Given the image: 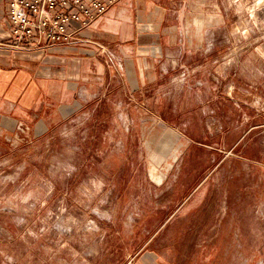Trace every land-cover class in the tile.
Instances as JSON below:
<instances>
[{
	"label": "rangeland",
	"instance_id": "374dc122",
	"mask_svg": "<svg viewBox=\"0 0 264 264\" xmlns=\"http://www.w3.org/2000/svg\"><path fill=\"white\" fill-rule=\"evenodd\" d=\"M176 5L167 24L178 30L166 37L154 81L137 82L126 65L117 72L116 59L100 83L82 82L46 115L21 127L6 122L0 264H127L128 256L165 244L149 243L160 228L156 213L174 207L178 190L212 155L184 141L238 154L250 124L264 125V0ZM191 38L193 47H170ZM256 106L257 115L248 109ZM257 131L247 136L248 155H264V127ZM166 138L172 148L160 153ZM152 169L167 178L158 183ZM178 171L185 177L174 178Z\"/></svg>",
	"mask_w": 264,
	"mask_h": 264
},
{
	"label": "crops",
	"instance_id": "0c3cea01",
	"mask_svg": "<svg viewBox=\"0 0 264 264\" xmlns=\"http://www.w3.org/2000/svg\"><path fill=\"white\" fill-rule=\"evenodd\" d=\"M193 1L198 0H116L98 23L79 33L73 46L20 51L11 46L8 2L0 0V132L6 122L21 127L31 117L46 115L54 103L67 102L82 82L100 83L105 64L114 68L116 59L117 72L126 65L127 76L134 74L137 82L154 81L166 37L178 30L168 27V18L177 13L176 3ZM193 44V38L185 43L173 39L170 47L182 50ZM248 109L260 114L257 106ZM263 127L261 121L250 124L235 145L238 154H218L214 143L184 141L185 146L212 150L209 167L193 172L190 186L178 188L174 207L156 213L160 228L149 243L165 244L128 256L127 264H264V155L245 152L248 134ZM171 148L168 138L158 145L164 154ZM151 174L160 184L167 178L155 169ZM180 177L183 172H176L174 178ZM248 243H255L254 248Z\"/></svg>",
	"mask_w": 264,
	"mask_h": 264
},
{
	"label": "built area",
	"instance_id": "2783aa9c",
	"mask_svg": "<svg viewBox=\"0 0 264 264\" xmlns=\"http://www.w3.org/2000/svg\"><path fill=\"white\" fill-rule=\"evenodd\" d=\"M11 46L20 51L70 47L98 23L116 0H7Z\"/></svg>",
	"mask_w": 264,
	"mask_h": 264
}]
</instances>
